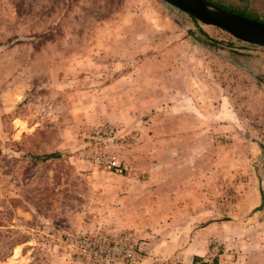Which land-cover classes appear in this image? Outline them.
<instances>
[{
  "label": "rangeland",
  "instance_id": "rangeland-1",
  "mask_svg": "<svg viewBox=\"0 0 264 264\" xmlns=\"http://www.w3.org/2000/svg\"><path fill=\"white\" fill-rule=\"evenodd\" d=\"M214 258L264 264V46L164 0H0V264Z\"/></svg>",
  "mask_w": 264,
  "mask_h": 264
},
{
  "label": "water",
  "instance_id": "water-1",
  "mask_svg": "<svg viewBox=\"0 0 264 264\" xmlns=\"http://www.w3.org/2000/svg\"><path fill=\"white\" fill-rule=\"evenodd\" d=\"M199 23L218 27L237 40L264 46V22L227 11L208 0H164Z\"/></svg>",
  "mask_w": 264,
  "mask_h": 264
},
{
  "label": "trees",
  "instance_id": "trees-1",
  "mask_svg": "<svg viewBox=\"0 0 264 264\" xmlns=\"http://www.w3.org/2000/svg\"><path fill=\"white\" fill-rule=\"evenodd\" d=\"M210 2L213 3V0H208ZM193 18V17H192ZM254 19H258V20H261L257 17H254ZM262 21V20H261ZM200 28V27H199ZM51 30V29H50ZM51 31H48V33L46 34L47 36H49ZM199 32H200V36H196V33L191 31L192 33V36L195 38L196 41L200 42L201 44L203 45H206V44H213V45H216V46H219L220 44H222L221 41H218L217 39H213V38H210L208 36V34L203 30V29H199ZM60 156V153L58 152H53V153H49V154H43V155H35L33 156L35 159H40V160H47V159H50V158H54V157H58ZM200 257L198 256H194L193 257V261L196 262ZM216 263V258L213 259V264ZM200 264H210V263H207V262H201Z\"/></svg>",
  "mask_w": 264,
  "mask_h": 264
},
{
  "label": "built area",
  "instance_id": "built-area-1",
  "mask_svg": "<svg viewBox=\"0 0 264 264\" xmlns=\"http://www.w3.org/2000/svg\"><path fill=\"white\" fill-rule=\"evenodd\" d=\"M107 167L111 170V171H114V172H121L122 169L119 165V163L112 157V159H108L107 160Z\"/></svg>",
  "mask_w": 264,
  "mask_h": 264
}]
</instances>
